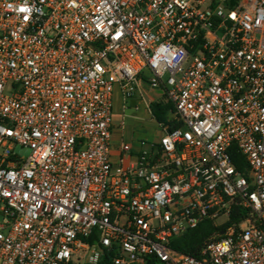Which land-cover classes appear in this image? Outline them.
Segmentation results:
<instances>
[{
    "label": "built area",
    "instance_id": "1",
    "mask_svg": "<svg viewBox=\"0 0 264 264\" xmlns=\"http://www.w3.org/2000/svg\"><path fill=\"white\" fill-rule=\"evenodd\" d=\"M114 90L179 125L112 148ZM232 205L197 257L168 246ZM109 252L264 264V0H0V264Z\"/></svg>",
    "mask_w": 264,
    "mask_h": 264
},
{
    "label": "trees",
    "instance_id": "2",
    "mask_svg": "<svg viewBox=\"0 0 264 264\" xmlns=\"http://www.w3.org/2000/svg\"><path fill=\"white\" fill-rule=\"evenodd\" d=\"M150 109L152 112V117L157 124L165 127L166 130L170 131L179 125L178 116L175 114L174 107L172 104L165 102L164 100H159L150 103ZM232 162L238 170H243L245 164L242 156L236 152L233 148L232 150ZM246 210L237 205H232L228 221L221 226H214L212 222L205 220L202 221L194 229L188 230L186 233L179 237L172 238L168 246L180 253L197 257L199 250L202 247L204 241L211 237L212 235L219 233L223 230L229 223H238L246 215ZM113 253H104L97 264H112ZM143 264H158V261L154 257H146Z\"/></svg>",
    "mask_w": 264,
    "mask_h": 264
},
{
    "label": "rangeland",
    "instance_id": "3",
    "mask_svg": "<svg viewBox=\"0 0 264 264\" xmlns=\"http://www.w3.org/2000/svg\"><path fill=\"white\" fill-rule=\"evenodd\" d=\"M143 91L144 100L150 101L160 94L159 90ZM135 97V98H134ZM133 98L122 103L121 97L117 90H114L112 97V126H113V146L116 147L119 141L126 143L133 141L156 142L162 135L152 115L148 113L145 104L140 96L135 94ZM124 105V109L122 106ZM123 122V126L120 124ZM15 152L22 157L29 154L27 149L15 147ZM159 264V263H158Z\"/></svg>",
    "mask_w": 264,
    "mask_h": 264
},
{
    "label": "crops",
    "instance_id": "4",
    "mask_svg": "<svg viewBox=\"0 0 264 264\" xmlns=\"http://www.w3.org/2000/svg\"><path fill=\"white\" fill-rule=\"evenodd\" d=\"M142 90H143V91H148L146 87H143ZM134 98H135V97H134ZM111 139H112V140H111V141H112V142H111V145L113 146V126H112V137H111ZM112 148H114V147H112Z\"/></svg>",
    "mask_w": 264,
    "mask_h": 264
}]
</instances>
